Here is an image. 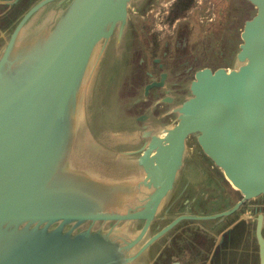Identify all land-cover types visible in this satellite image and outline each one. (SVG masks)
Listing matches in <instances>:
<instances>
[{
	"label": "water",
	"instance_id": "1",
	"mask_svg": "<svg viewBox=\"0 0 264 264\" xmlns=\"http://www.w3.org/2000/svg\"><path fill=\"white\" fill-rule=\"evenodd\" d=\"M230 1L151 55L163 0H0V264H264V0Z\"/></svg>",
	"mask_w": 264,
	"mask_h": 264
},
{
	"label": "rangeland",
	"instance_id": "2",
	"mask_svg": "<svg viewBox=\"0 0 264 264\" xmlns=\"http://www.w3.org/2000/svg\"><path fill=\"white\" fill-rule=\"evenodd\" d=\"M217 1L218 0H195L193 8L188 14L195 13L197 15H195L196 18L200 17L203 20L214 18L213 13L215 12V9L217 10L220 6V3ZM172 2L173 0H163L162 5L153 12L149 22L143 23L142 21H139L141 22L139 27L141 29L142 38L146 42L151 55H154L156 50L151 42L150 35H155L156 39L159 41L162 37L168 36L172 32V28L168 26L165 21V16H167L166 12ZM237 7L239 8L238 14L235 15ZM252 12V7L244 0H231L228 9V20L232 19V21L237 22L240 20L239 16L243 15L244 18H247Z\"/></svg>",
	"mask_w": 264,
	"mask_h": 264
},
{
	"label": "trees",
	"instance_id": "3",
	"mask_svg": "<svg viewBox=\"0 0 264 264\" xmlns=\"http://www.w3.org/2000/svg\"><path fill=\"white\" fill-rule=\"evenodd\" d=\"M194 4L195 0H173V2L169 5L165 21L169 26H172L175 20L185 17L191 11ZM151 40L155 42L153 36H151Z\"/></svg>",
	"mask_w": 264,
	"mask_h": 264
},
{
	"label": "flooded vegetation",
	"instance_id": "4",
	"mask_svg": "<svg viewBox=\"0 0 264 264\" xmlns=\"http://www.w3.org/2000/svg\"><path fill=\"white\" fill-rule=\"evenodd\" d=\"M168 14V11L166 12V15ZM178 20V19H177ZM177 20H175V22L177 21ZM175 22L172 24V26H170L171 28H173V26H174V24H175ZM167 23V22H166ZM168 25V24H167ZM169 26V25H168ZM151 36H153L154 37V39H155V42H153L152 40H151V42L153 43V45H154V47H155V50L157 49V39H156V37H155V35H153V34H151L150 35V39H151Z\"/></svg>",
	"mask_w": 264,
	"mask_h": 264
}]
</instances>
